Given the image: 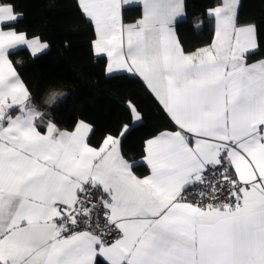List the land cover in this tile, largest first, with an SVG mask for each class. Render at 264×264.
<instances>
[{
    "label": "snow or ice",
    "instance_id": "snow-or-ice-1",
    "mask_svg": "<svg viewBox=\"0 0 264 264\" xmlns=\"http://www.w3.org/2000/svg\"><path fill=\"white\" fill-rule=\"evenodd\" d=\"M128 2L79 0L106 72L141 76L174 121L175 130L145 141L142 178L118 138L91 146L85 121L73 131L38 129L42 113L8 50L47 45L5 30L19 17L0 2V264H264V59L249 62L261 46L255 26L238 24V0H221L208 12L212 43L186 52L176 36L184 0H141V18L125 24Z\"/></svg>",
    "mask_w": 264,
    "mask_h": 264
},
{
    "label": "trees",
    "instance_id": "trees-1",
    "mask_svg": "<svg viewBox=\"0 0 264 264\" xmlns=\"http://www.w3.org/2000/svg\"><path fill=\"white\" fill-rule=\"evenodd\" d=\"M11 3L20 14L10 25L28 37L49 44L46 51L32 55L27 47L10 53L27 85L31 104L42 116L44 129L51 121L72 130L83 120L93 129L89 143L100 146L107 135L121 137V151L134 162V172L149 173L143 161L145 141L165 130H175L174 121L146 83L137 75L106 72V56L94 51L95 26L82 12L79 0H0ZM221 0H185V17L177 21V33L186 52L208 46L214 38L215 20L208 14ZM142 15L140 5L126 6L123 17L134 22ZM237 22L257 27L259 49L249 62L264 58V0H241ZM64 91L65 97L49 105L47 96ZM129 105L140 114L135 123Z\"/></svg>",
    "mask_w": 264,
    "mask_h": 264
},
{
    "label": "crops",
    "instance_id": "crops-1",
    "mask_svg": "<svg viewBox=\"0 0 264 264\" xmlns=\"http://www.w3.org/2000/svg\"><path fill=\"white\" fill-rule=\"evenodd\" d=\"M240 2H241V0H238V5H237V17H238V12H239V7H240ZM133 5H140L141 7H142V3H141V0H129V2L128 3H126L124 6H123V9H124V7H126V6H133ZM216 7V6H215ZM214 8V7H213ZM212 9V8H211ZM14 12L16 13V14H18V17L20 16V14L15 10V8H14ZM183 15L181 16V17H178V19H177V21L178 20H180V19H182L183 17H185V0H184V8H183ZM88 18V17H87ZM141 18V17H140ZM140 18H138V19H140ZM89 20H90V18H88ZM137 19V20H138ZM123 20H124V17H123ZM93 22V21H92ZM135 22V21H134ZM134 22H126L125 20H124V23L125 24H131V23H134ZM93 24H94V22H93ZM176 25H177V23H176ZM247 25H254V24H247ZM95 26V25H94ZM255 26V25H254ZM9 28H11V29H13V30H15L14 28H12V27H10V26H7V27H5V30H9ZM255 28H256V35H257V40H258V33H257V27L255 26ZM16 32H18V33H21L20 31H17V30H15ZM22 33H24V32H22ZM176 36H177V38L179 39V36H178V33H177V27H176ZM26 38L27 39H29V40H32V39H34V38H38V37H28L27 35H26ZM98 37H97V34H96V38H95V41H96V39H97ZM214 39V38H213ZM95 41H94V51H95ZM39 42L41 43V44H45V45H47V47L46 48H43L40 52H38V53H36V54H33L32 53V51H31V49L27 46V45H17V46H15L14 48H12V49H9L8 50V59L12 62V65H13V67L15 68V70H16V73H17V75L19 76V78H20V80L25 84V82H24V80H23V78L21 77V75L19 74V72H18V70H17V68H16V66H15V64L13 63V61L11 60V58H10V53L13 51V50H15V49H18V48H21V47H27L29 50H30V52L32 53V55H37V54H40V53H42V52H44V51H46L47 49H48V47H49V44L47 43V42H45V41H42L40 38H39ZM179 42H180V39H179ZM259 42V41H258ZM180 44H181V42H180ZM182 45V44H181ZM204 47H206V46H204ZM200 48H202V47H200ZM200 48H197V49H195V50H193V51H190V52H194V51H196V50H198V49H200ZM95 53L97 54V55H102V56H106V58H107V64L109 63V58L107 57V55H106V53H97L96 51H95ZM264 59V58H263ZM120 73H126V74H133V75H137V76H139L138 74H134V73H128V72H126V71H124V70H119V71H116V72H114V73H111V74H109V75H114V74H120ZM108 74V73H107ZM143 81H144V79L141 77V76H139ZM145 83H146V85H147V82L146 81H144ZM25 86L27 87V85L25 84ZM148 86V85H147ZM28 88V87H27ZM149 88V87H148ZM150 89V88H149ZM29 90V89H28ZM151 90V89H150ZM152 92V91H151ZM52 93H56L57 94V96H56V99L51 103V104H49V105H53V104H55V103H57L60 99H62L63 97H65V95H66V93L64 92V91H53V92H51L48 96H47V101L52 97ZM153 93V92H152ZM62 94V95H61ZM154 94V93H153ZM154 96H155V94H154ZM156 97V96H155ZM157 98V97H156ZM157 100H158V98H157ZM159 101V100H158ZM160 102V101H159ZM162 105V104H161ZM163 106V105H162ZM17 114H19V112L18 111H16V112H13L12 113V115H17ZM170 116V115H169ZM83 121V120H82ZM141 121V116H140V119H135V123H139ZM49 122H51V121H46V123H45V125H44V129H41L40 128V126H39V118H38V120H37V125H38V129L42 132V133H44V132H46V126H47V124L49 123ZM86 123H88V124H90L89 122H87V121H85ZM51 123H53V122H51ZM91 125V124H90ZM92 126V125H91ZM59 128V127H58ZM75 128V127H74ZM74 128L72 129V130H67V129H61V128H59L60 130H67V131H73L74 130ZM92 129H93V127H92ZM165 131H172V130H165ZM91 134V133H90ZM90 134H89V137H90ZM159 134V133H158ZM113 136V135H112ZM114 137H116V138H118L119 140H120V149H121V137H118V136H114ZM88 142H89V140H88ZM90 144V143H89ZM102 144V143H101ZM91 145V144H90ZM91 146H93V145H91ZM93 147H96V146H93ZM97 147H99V146H97ZM122 152V151H121ZM124 156V155H123ZM126 159V158H125ZM128 160V159H127ZM129 161V160H128ZM129 163H131V164H133V165H135V163L134 162H131V161H129ZM146 163V162H145ZM132 171L134 172V167H133V169H132ZM134 174L135 175H137L135 172H134ZM150 174V168H149V173L147 174V175H149ZM138 176V175H137ZM138 177H140V176H138ZM142 178V177H141Z\"/></svg>",
    "mask_w": 264,
    "mask_h": 264
},
{
    "label": "built area",
    "instance_id": "built-area-1",
    "mask_svg": "<svg viewBox=\"0 0 264 264\" xmlns=\"http://www.w3.org/2000/svg\"><path fill=\"white\" fill-rule=\"evenodd\" d=\"M190 199H191L193 202H195V201H197V200H200V198H199L198 196H192V197H190ZM201 202L206 203V202H208V201H207V200H204V201H201Z\"/></svg>",
    "mask_w": 264,
    "mask_h": 264
},
{
    "label": "clouds",
    "instance_id": "clouds-1",
    "mask_svg": "<svg viewBox=\"0 0 264 264\" xmlns=\"http://www.w3.org/2000/svg\"><path fill=\"white\" fill-rule=\"evenodd\" d=\"M53 94H56V93H52V96H53ZM46 102H48V101H46ZM38 110V109H37Z\"/></svg>",
    "mask_w": 264,
    "mask_h": 264
}]
</instances>
